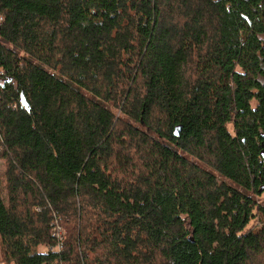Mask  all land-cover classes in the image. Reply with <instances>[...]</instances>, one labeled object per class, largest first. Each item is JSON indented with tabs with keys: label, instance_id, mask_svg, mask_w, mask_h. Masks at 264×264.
<instances>
[{
	"label": "trees",
	"instance_id": "trees-1",
	"mask_svg": "<svg viewBox=\"0 0 264 264\" xmlns=\"http://www.w3.org/2000/svg\"><path fill=\"white\" fill-rule=\"evenodd\" d=\"M0 14V264H264V0Z\"/></svg>",
	"mask_w": 264,
	"mask_h": 264
},
{
	"label": "built area",
	"instance_id": "built-area-1",
	"mask_svg": "<svg viewBox=\"0 0 264 264\" xmlns=\"http://www.w3.org/2000/svg\"><path fill=\"white\" fill-rule=\"evenodd\" d=\"M3 21V16L0 14V24L1 22ZM60 235V233H58ZM62 246L61 243H59L56 247H51L50 250H56V249H60ZM54 264H57V263H54Z\"/></svg>",
	"mask_w": 264,
	"mask_h": 264
},
{
	"label": "rangeland",
	"instance_id": "rangeland-1",
	"mask_svg": "<svg viewBox=\"0 0 264 264\" xmlns=\"http://www.w3.org/2000/svg\"><path fill=\"white\" fill-rule=\"evenodd\" d=\"M262 198H264V195H263V197ZM41 249V251H49L50 250V248L49 247H41L40 248ZM2 243H1V240H0V254L2 253Z\"/></svg>",
	"mask_w": 264,
	"mask_h": 264
}]
</instances>
